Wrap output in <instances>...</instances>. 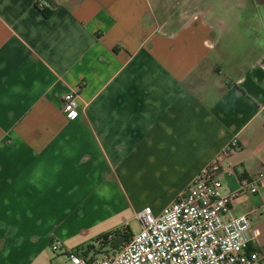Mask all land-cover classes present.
<instances>
[{"label":"crops","instance_id":"obj_1","mask_svg":"<svg viewBox=\"0 0 264 264\" xmlns=\"http://www.w3.org/2000/svg\"><path fill=\"white\" fill-rule=\"evenodd\" d=\"M233 141L225 194L264 170V0H0V264H66L121 228L89 237L81 206L174 184L158 214ZM240 215L264 253V186Z\"/></svg>","mask_w":264,"mask_h":264},{"label":"built area","instance_id":"obj_2","mask_svg":"<svg viewBox=\"0 0 264 264\" xmlns=\"http://www.w3.org/2000/svg\"><path fill=\"white\" fill-rule=\"evenodd\" d=\"M78 96L77 89L61 97L67 120L78 115ZM235 147L233 141L223 149L160 213L154 214L149 206L136 213L139 231L129 234L117 250L106 253L104 244L96 243L91 250L84 247L67 252L66 264H264V253L250 248L249 217L225 218L236 198L243 193L256 194L264 186L262 170L255 177L241 180L239 191L222 192L216 174ZM253 234L258 235V232ZM114 237L109 236L107 241ZM61 247L59 241L50 245L53 253ZM97 253L102 257H97Z\"/></svg>","mask_w":264,"mask_h":264},{"label":"rangeland","instance_id":"obj_3","mask_svg":"<svg viewBox=\"0 0 264 264\" xmlns=\"http://www.w3.org/2000/svg\"><path fill=\"white\" fill-rule=\"evenodd\" d=\"M170 186H174V184H163L162 188L168 189V191L163 192L160 197H154L153 194H143L138 197H132V200L127 201L126 205L121 208L118 214L116 212L114 213L115 210L111 203H108L107 206H105L106 204H103L102 206H81L79 208V215L81 216L76 223L78 226H83L88 229L86 234H88L89 237L96 231H105L106 229L118 226H120L121 228L117 229V232L122 231L123 233V231H127V233L125 234L137 233L140 229V226L136 218V212H138L141 207L147 203H150L154 205V207H157L162 206L164 203L169 201L171 199V193L169 192V190H172ZM103 250L106 253L112 252L109 245H104ZM97 257H102V254L97 253ZM64 258L65 261H67L66 256H64Z\"/></svg>","mask_w":264,"mask_h":264},{"label":"trees","instance_id":"obj_4","mask_svg":"<svg viewBox=\"0 0 264 264\" xmlns=\"http://www.w3.org/2000/svg\"><path fill=\"white\" fill-rule=\"evenodd\" d=\"M38 7V6H37ZM41 11H43V13H44V15L46 16V17H49L50 16V12L49 11H46L45 9H44V7H42L41 8ZM119 232H114V234H111V233H108V234H104V235H102V236H100V237H98V238H96L95 240H93L92 241V243L91 244H88L85 248L86 249H88V250H91V249H93L94 247H95V243H101V244H104V245H109V247H110V249L112 250V251H114V250H117L120 246H115V247H113V246H111V244H112V242L120 235V234H118ZM111 235H114L115 237L113 238V239H111L110 241H107V238L109 237V236H111ZM127 237H128V235L129 234H125Z\"/></svg>","mask_w":264,"mask_h":264},{"label":"water","instance_id":"obj_5","mask_svg":"<svg viewBox=\"0 0 264 264\" xmlns=\"http://www.w3.org/2000/svg\"><path fill=\"white\" fill-rule=\"evenodd\" d=\"M127 236L120 234L111 244V246H121L126 242Z\"/></svg>","mask_w":264,"mask_h":264},{"label":"flooded vegetation","instance_id":"obj_6","mask_svg":"<svg viewBox=\"0 0 264 264\" xmlns=\"http://www.w3.org/2000/svg\"><path fill=\"white\" fill-rule=\"evenodd\" d=\"M124 235V234H123Z\"/></svg>","mask_w":264,"mask_h":264}]
</instances>
